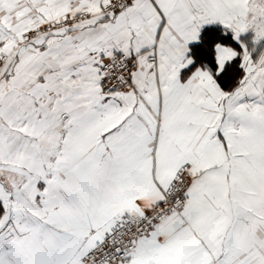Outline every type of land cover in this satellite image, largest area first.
<instances>
[{"label": "snow or ice", "instance_id": "1", "mask_svg": "<svg viewBox=\"0 0 264 264\" xmlns=\"http://www.w3.org/2000/svg\"><path fill=\"white\" fill-rule=\"evenodd\" d=\"M0 264H264V0H0Z\"/></svg>", "mask_w": 264, "mask_h": 264}]
</instances>
